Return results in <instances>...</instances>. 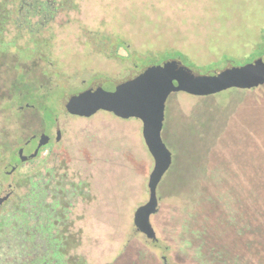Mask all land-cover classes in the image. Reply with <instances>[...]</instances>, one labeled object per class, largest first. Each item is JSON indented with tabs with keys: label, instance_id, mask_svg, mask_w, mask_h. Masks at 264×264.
<instances>
[{
	"label": "rangeland",
	"instance_id": "obj_1",
	"mask_svg": "<svg viewBox=\"0 0 264 264\" xmlns=\"http://www.w3.org/2000/svg\"><path fill=\"white\" fill-rule=\"evenodd\" d=\"M76 1L80 9L70 22L53 26L48 62L26 69L36 92L52 88L47 100L53 109L61 110V103L66 107L77 96L73 89L103 86V79H111L113 85L172 54H182L185 65L206 72L240 65L263 53L253 54L262 41L264 0ZM95 35L125 43L119 53L117 48L103 51V44L90 41ZM45 70L58 73L55 81L65 80L66 86L53 87ZM121 82L119 86L127 84ZM2 84L0 118L4 117L8 137L22 134L25 127L13 114L17 105H3L4 96L13 94L2 92ZM29 114L32 127L43 128L41 119ZM98 115L110 122L114 136L126 130L130 148L128 163L112 167L117 176L109 180L106 193L120 202V212L109 220L112 229L87 223L84 231L96 264H238L257 236L253 220L246 219L251 215L246 203L258 159L255 151L264 152V138L256 137V131L264 129V84L212 95H169L162 138L172 153V165L158 184V208L150 219L156 241L133 225L134 210L148 199L146 184L153 167L142 140V123L107 111ZM8 183L6 178L4 186ZM121 197H126L122 205Z\"/></svg>",
	"mask_w": 264,
	"mask_h": 264
},
{
	"label": "trees",
	"instance_id": "obj_2",
	"mask_svg": "<svg viewBox=\"0 0 264 264\" xmlns=\"http://www.w3.org/2000/svg\"><path fill=\"white\" fill-rule=\"evenodd\" d=\"M78 8L76 0H0V81L2 92L13 94L12 102H4V106L27 103L36 95L34 80L29 79L26 69L32 65L41 68L43 62H48L46 50L51 45L53 26L68 24ZM261 38L259 49L253 54L264 52V29ZM90 39L96 43L103 40L96 35ZM112 43L125 42L113 38ZM171 57L180 59L183 55L172 54L164 59ZM3 118H0V194L5 191L4 181L11 170L5 168L14 152ZM256 137L263 140L264 129H258ZM255 152L258 159L253 166L255 176L246 203L251 215L246 219L253 220L257 236L238 264L245 261L264 264V152ZM45 183L44 179H19L12 193L0 202V264H96L90 246L85 245V229L74 224L82 221L83 213L67 210L66 199L63 195L59 197L55 188L48 199Z\"/></svg>",
	"mask_w": 264,
	"mask_h": 264
},
{
	"label": "flooded vegetation",
	"instance_id": "obj_3",
	"mask_svg": "<svg viewBox=\"0 0 264 264\" xmlns=\"http://www.w3.org/2000/svg\"><path fill=\"white\" fill-rule=\"evenodd\" d=\"M94 44H103V51L110 49L111 53L113 48L121 45H114L112 39L99 40L97 43L94 41ZM53 72H43L50 83L53 81V87L66 86L65 80L61 83L55 81H59L54 76L58 73ZM51 89H40L27 103L17 105L13 102L17 105L13 114L20 118L19 123L25 128L22 134L9 137L14 152L5 168L11 169L7 173L9 183L3 188L11 185L13 190L15 181L19 179H44L48 199L52 197L51 192L55 188L59 197L63 195L66 199L67 210L73 214L83 213L82 221H75V225L86 229L89 223L90 227L98 224L112 229L109 220L114 213L120 212V205L118 197L112 198L106 193L110 190L109 180L117 176L112 173L114 164L123 167L128 163L130 147L126 130L120 131L119 138L114 136L108 127L110 122L103 121L98 115V111L106 112L103 109L88 116L65 110L64 103H61V110L57 106L53 109L48 101ZM79 91L81 94L88 90L77 88L71 93L78 95ZM10 99H4V102H12ZM27 112H34L44 124L43 128L32 127L31 116ZM11 162L14 164L11 165ZM96 188L101 191L99 194L95 193ZM124 199L126 197H121V205Z\"/></svg>",
	"mask_w": 264,
	"mask_h": 264
},
{
	"label": "water",
	"instance_id": "obj_4",
	"mask_svg": "<svg viewBox=\"0 0 264 264\" xmlns=\"http://www.w3.org/2000/svg\"><path fill=\"white\" fill-rule=\"evenodd\" d=\"M121 48L118 46L116 53ZM110 81L103 79V86L101 83L68 100L71 103L67 104L66 109L81 115H90L97 109H103L121 118L141 121L142 140L152 157L153 167L146 184L148 199L134 210L133 225L147 239L156 241L150 219L158 208V184L172 165V153L162 138L165 105L169 95L179 91L193 95H212L230 88L258 87L264 84V52L249 62L206 72L196 71L179 58L171 57L132 71L114 81L113 85ZM119 81L127 84L119 86ZM11 193L9 185L0 194V202Z\"/></svg>",
	"mask_w": 264,
	"mask_h": 264
}]
</instances>
